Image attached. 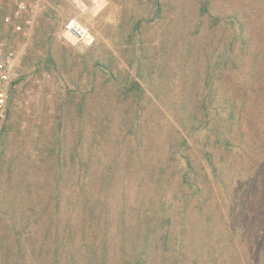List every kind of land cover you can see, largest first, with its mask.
Instances as JSON below:
<instances>
[{
    "label": "rangeland",
    "instance_id": "obj_1",
    "mask_svg": "<svg viewBox=\"0 0 264 264\" xmlns=\"http://www.w3.org/2000/svg\"><path fill=\"white\" fill-rule=\"evenodd\" d=\"M15 1L0 264H264V0Z\"/></svg>",
    "mask_w": 264,
    "mask_h": 264
},
{
    "label": "built area",
    "instance_id": "obj_2",
    "mask_svg": "<svg viewBox=\"0 0 264 264\" xmlns=\"http://www.w3.org/2000/svg\"><path fill=\"white\" fill-rule=\"evenodd\" d=\"M69 1L77 7L82 6L81 0ZM31 12V8L24 1L16 0L12 13L3 19V23L10 26L13 33L27 37L33 28L34 18ZM62 38L69 43H80L85 47H91L95 43V37L92 33L76 19H71L64 25ZM17 57L14 50L0 43V131L12 96V77L17 67ZM45 77L46 79L50 78L49 75Z\"/></svg>",
    "mask_w": 264,
    "mask_h": 264
},
{
    "label": "trees",
    "instance_id": "obj_3",
    "mask_svg": "<svg viewBox=\"0 0 264 264\" xmlns=\"http://www.w3.org/2000/svg\"><path fill=\"white\" fill-rule=\"evenodd\" d=\"M138 87H139V85L137 83L132 82L129 90L131 91L133 88L137 89ZM231 115H232V113L230 112L228 116H231ZM0 135H1V132H0ZM207 159H208L209 163H211L209 155H208ZM185 169H186V171H185L186 178L184 179L185 184H187V186L189 188H191L193 191L197 192V190L193 188L196 186V183L199 180V177L197 176V172H196L197 167L194 165V162L192 160L186 159ZM192 194H194V193L192 192ZM164 243H166L165 239L163 241V244Z\"/></svg>",
    "mask_w": 264,
    "mask_h": 264
},
{
    "label": "bare ground",
    "instance_id": "obj_4",
    "mask_svg": "<svg viewBox=\"0 0 264 264\" xmlns=\"http://www.w3.org/2000/svg\"><path fill=\"white\" fill-rule=\"evenodd\" d=\"M99 1V0H98ZM102 5V4H101ZM101 7V6H100Z\"/></svg>",
    "mask_w": 264,
    "mask_h": 264
}]
</instances>
